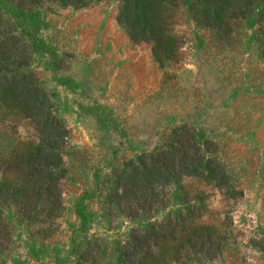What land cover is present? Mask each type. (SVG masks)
<instances>
[{
    "label": "rangeland",
    "instance_id": "obj_1",
    "mask_svg": "<svg viewBox=\"0 0 264 264\" xmlns=\"http://www.w3.org/2000/svg\"><path fill=\"white\" fill-rule=\"evenodd\" d=\"M119 4L27 11L0 0L1 22L30 54L28 65L8 79L34 75L69 131L61 209L47 224L36 223L17 203L33 208L30 185L15 163L11 169L6 163L28 159L37 139L0 79V187L15 195L0 203V226L10 234L0 264H125L131 252L125 246L136 232L187 217L183 237L135 248L130 258L135 264H264V61L251 35L256 25L247 23L237 50L223 51L184 11L174 31L184 40L180 67L164 84L150 48L131 45L117 24ZM183 127L225 167L230 192L185 178L160 192L150 212L128 218L110 199L112 174L141 154L168 149ZM200 237L222 242L221 256L210 261L191 249Z\"/></svg>",
    "mask_w": 264,
    "mask_h": 264
},
{
    "label": "trees",
    "instance_id": "obj_2",
    "mask_svg": "<svg viewBox=\"0 0 264 264\" xmlns=\"http://www.w3.org/2000/svg\"><path fill=\"white\" fill-rule=\"evenodd\" d=\"M101 1L7 0L16 8L27 11L42 8L81 10ZM184 4V0H120L116 14V22L125 30L130 44H145L150 48L152 60L163 73L164 84L180 67L184 40L174 31L184 11L190 21L208 35L216 48L223 51L237 50L241 46L246 25L251 21L252 25H256L251 32L254 46L260 60L264 61V0H187V4ZM29 60L27 47L0 20V79L7 83L12 102L22 109L23 118L31 122L37 139V145L28 159L19 156L14 162L6 164L11 169V164L15 163L16 171L22 173L30 185L29 196L35 200L33 208L27 207L24 201H17L20 209L32 215L36 223L47 224L61 209L60 189L66 175L64 156L69 131L53 113L48 94L34 75L8 79L7 73H18L19 69L28 65ZM179 131L168 149L141 154L130 160L123 171L112 174L110 199L128 218L138 219L150 212L151 203L160 192L185 178L203 180L212 183L215 188L226 190V193L230 192L225 167L205 155L206 152L200 148L189 129L183 127ZM3 171L6 174L7 170ZM1 185L3 182H0ZM9 190L8 187H0L1 204L4 202L3 196L7 199L15 197ZM187 218L181 222L155 224L145 233L136 232L135 244L127 243L125 246L127 251H131L126 253L128 255L125 257L129 260L125 264H135V260L130 258L137 256L135 248L149 249L178 235L183 237ZM194 221L192 215L189 225ZM9 235L8 230L0 226V254L10 242ZM198 240L199 246L192 244L190 248L202 252L203 258L208 257L212 261L221 256L222 242L219 244L211 239L203 242L201 237Z\"/></svg>",
    "mask_w": 264,
    "mask_h": 264
}]
</instances>
